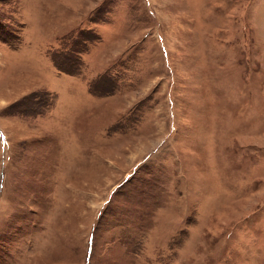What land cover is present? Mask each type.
I'll list each match as a JSON object with an SVG mask.
<instances>
[{
  "label": "rangeland",
  "instance_id": "374dc122",
  "mask_svg": "<svg viewBox=\"0 0 264 264\" xmlns=\"http://www.w3.org/2000/svg\"><path fill=\"white\" fill-rule=\"evenodd\" d=\"M0 264H264V0H0Z\"/></svg>",
  "mask_w": 264,
  "mask_h": 264
}]
</instances>
